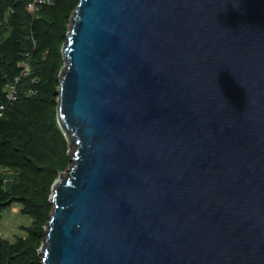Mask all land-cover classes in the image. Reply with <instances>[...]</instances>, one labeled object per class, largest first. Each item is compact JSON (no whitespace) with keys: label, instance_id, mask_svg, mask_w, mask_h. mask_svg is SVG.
<instances>
[{"label":"water","instance_id":"obj_1","mask_svg":"<svg viewBox=\"0 0 264 264\" xmlns=\"http://www.w3.org/2000/svg\"><path fill=\"white\" fill-rule=\"evenodd\" d=\"M42 264H264V0H78Z\"/></svg>","mask_w":264,"mask_h":264},{"label":"trees","instance_id":"obj_2","mask_svg":"<svg viewBox=\"0 0 264 264\" xmlns=\"http://www.w3.org/2000/svg\"><path fill=\"white\" fill-rule=\"evenodd\" d=\"M30 1L0 0V171L14 173L0 174V211L16 203L31 219L14 241L0 236V264H42L51 186L70 164L56 109L61 47L78 0H50L35 14Z\"/></svg>","mask_w":264,"mask_h":264},{"label":"rangeland","instance_id":"obj_3","mask_svg":"<svg viewBox=\"0 0 264 264\" xmlns=\"http://www.w3.org/2000/svg\"><path fill=\"white\" fill-rule=\"evenodd\" d=\"M0 174L1 176H4L5 179H10L14 176V173L4 174L1 171ZM30 222V217L20 213L19 205L13 203L8 208L0 211V236L9 241H14L16 235H19L21 232L20 226H27Z\"/></svg>","mask_w":264,"mask_h":264},{"label":"built area","instance_id":"obj_4","mask_svg":"<svg viewBox=\"0 0 264 264\" xmlns=\"http://www.w3.org/2000/svg\"><path fill=\"white\" fill-rule=\"evenodd\" d=\"M51 3L50 0H31L30 2L27 3V10L31 13V14H35V10H36V6L39 4H46L49 5ZM22 68H24V72L27 71L28 69V65L23 63V65H21ZM11 90H13V87L11 88ZM12 93L9 95V97L12 99Z\"/></svg>","mask_w":264,"mask_h":264}]
</instances>
